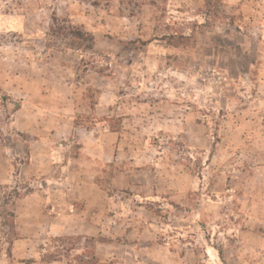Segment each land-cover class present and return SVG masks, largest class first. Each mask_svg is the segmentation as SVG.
I'll use <instances>...</instances> for the list:
<instances>
[{
    "label": "rangeland",
    "instance_id": "374dc122",
    "mask_svg": "<svg viewBox=\"0 0 264 264\" xmlns=\"http://www.w3.org/2000/svg\"><path fill=\"white\" fill-rule=\"evenodd\" d=\"M0 264H264V0H0Z\"/></svg>",
    "mask_w": 264,
    "mask_h": 264
},
{
    "label": "trees",
    "instance_id": "16d2710c",
    "mask_svg": "<svg viewBox=\"0 0 264 264\" xmlns=\"http://www.w3.org/2000/svg\"><path fill=\"white\" fill-rule=\"evenodd\" d=\"M77 36H78V38H81L82 37V35H80V34H77Z\"/></svg>",
    "mask_w": 264,
    "mask_h": 264
}]
</instances>
